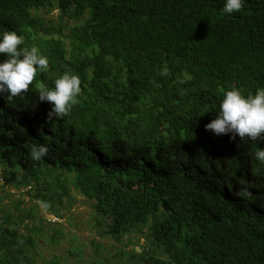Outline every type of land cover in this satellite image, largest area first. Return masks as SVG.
Wrapping results in <instances>:
<instances>
[{"label": "trees", "instance_id": "obj_1", "mask_svg": "<svg viewBox=\"0 0 264 264\" xmlns=\"http://www.w3.org/2000/svg\"><path fill=\"white\" fill-rule=\"evenodd\" d=\"M224 3L0 0V34H22L20 47L49 59L27 92L0 96V190L11 202L0 200V264H36L38 241L66 240L47 216L66 218L79 198L102 238L135 240L107 258L94 240L82 264H264V164L255 159L264 139L205 131L227 90L264 87V0L232 14H221ZM43 10L60 12L61 29L65 18L77 24L52 31ZM65 71L79 75L81 94L48 121L40 86ZM36 144L49 147L40 161L30 159Z\"/></svg>", "mask_w": 264, "mask_h": 264}, {"label": "clouds", "instance_id": "obj_2", "mask_svg": "<svg viewBox=\"0 0 264 264\" xmlns=\"http://www.w3.org/2000/svg\"><path fill=\"white\" fill-rule=\"evenodd\" d=\"M247 0H225L221 14L239 12ZM25 37L14 30L4 31L0 34V55H6V59L0 61V96H6L7 100L27 92L36 78L37 71H47L49 59L41 54L36 46L31 48L20 47ZM162 77L169 74L165 65L159 73ZM185 79L179 82L184 84L191 79L187 73ZM39 91L40 102L51 105L47 113L48 121L67 116L78 102L77 97L81 94V79L78 74L69 71L62 73L55 79L54 86L41 85ZM186 91V90H183ZM205 131H211L214 135H228L230 140L237 137L251 140L264 139V87H259L254 93L245 94L241 89L233 87L227 90L219 104V111L215 119L205 125ZM49 153L46 144L33 145L30 159L40 161ZM255 159L264 164V148H258ZM36 204L41 208H48L47 201L37 200ZM55 216H49L50 218Z\"/></svg>", "mask_w": 264, "mask_h": 264}, {"label": "rangeland", "instance_id": "obj_3", "mask_svg": "<svg viewBox=\"0 0 264 264\" xmlns=\"http://www.w3.org/2000/svg\"><path fill=\"white\" fill-rule=\"evenodd\" d=\"M41 14L49 19V22L46 24L47 28L52 31L62 30L64 35H68L70 33V28L77 24L76 21L65 18V27L61 29L59 11L55 10L53 12H49L47 10H43L41 11ZM1 184H3V182ZM14 197L18 200L16 195ZM0 200H3L4 205H11L10 199H8L3 190H0ZM92 212L93 209L91 205L83 202V200L79 198L78 202L73 205L71 212H68L67 217L58 222L66 229L68 234L67 239L62 242H58V244H48L46 240H37L45 249L38 252L41 253V257L36 256L35 253L33 260L36 261V264L41 263L46 259V261L54 259L55 257H64L66 259V263L68 260V264H82L84 261L89 260V258L93 255L95 246L92 244V241L94 240H96V244H102L106 247V250L102 251L105 258L110 256L112 253L117 252L120 248H124L127 251H131L133 249L135 240H132L133 242L130 245H121L109 237L102 238L99 235L100 230L95 226L96 221L92 217ZM37 214L41 217H45L47 215L41 208L37 210ZM128 241L129 240H127V242ZM141 242L143 243L144 241L142 240ZM79 247H81L83 251V256L80 253L78 254L82 257V260H78V256L72 255V249ZM115 264H117V262H115Z\"/></svg>", "mask_w": 264, "mask_h": 264}, {"label": "flooded vegetation", "instance_id": "obj_4", "mask_svg": "<svg viewBox=\"0 0 264 264\" xmlns=\"http://www.w3.org/2000/svg\"><path fill=\"white\" fill-rule=\"evenodd\" d=\"M66 242H67V241H66ZM38 256H39V257H41V253H38ZM55 258H56V257H55ZM55 258H54V259H55ZM49 259H50V258H49ZM62 259H63V258H62ZM46 260H47V259H46ZM46 260H44V261H43V262H41V263H43V264H46V263H47V261H46ZM41 263H37V264H41Z\"/></svg>", "mask_w": 264, "mask_h": 264}, {"label": "built area", "instance_id": "obj_5", "mask_svg": "<svg viewBox=\"0 0 264 264\" xmlns=\"http://www.w3.org/2000/svg\"><path fill=\"white\" fill-rule=\"evenodd\" d=\"M50 220L52 221H58V219L51 217Z\"/></svg>", "mask_w": 264, "mask_h": 264}]
</instances>
